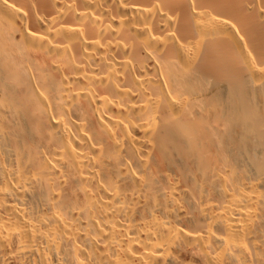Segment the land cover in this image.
Returning <instances> with one entry per match:
<instances>
[{"label":"bare ground","instance_id":"obj_1","mask_svg":"<svg viewBox=\"0 0 264 264\" xmlns=\"http://www.w3.org/2000/svg\"><path fill=\"white\" fill-rule=\"evenodd\" d=\"M0 264H264V0H0Z\"/></svg>","mask_w":264,"mask_h":264}]
</instances>
